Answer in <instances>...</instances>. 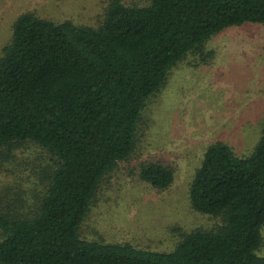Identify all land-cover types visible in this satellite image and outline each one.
<instances>
[{
	"label": "trees",
	"instance_id": "1",
	"mask_svg": "<svg viewBox=\"0 0 264 264\" xmlns=\"http://www.w3.org/2000/svg\"><path fill=\"white\" fill-rule=\"evenodd\" d=\"M247 24L264 26V0H111L99 28L21 15L0 57V150L30 143L51 158L35 213L0 217V264H264V129L246 157L211 145L194 174L191 206L220 218L216 230H194L169 253L81 237L170 72L192 53L207 65L205 44ZM140 178L166 190L175 173L148 163Z\"/></svg>",
	"mask_w": 264,
	"mask_h": 264
},
{
	"label": "rangeland",
	"instance_id": "2",
	"mask_svg": "<svg viewBox=\"0 0 264 264\" xmlns=\"http://www.w3.org/2000/svg\"><path fill=\"white\" fill-rule=\"evenodd\" d=\"M111 0H0V57L12 39L15 21L25 13L56 23L99 28ZM146 6L150 0H122ZM201 64L189 54L148 102L138 128L134 155L102 182L81 229L85 240L130 244L172 252L197 229L216 230L221 219L196 212L189 190L207 149L216 143L249 156L264 129V26L230 28L210 39ZM1 152V150H0ZM50 156L34 144L0 154V217L32 216L46 190ZM174 170L173 184L158 190L143 182V164ZM0 229V236H1ZM263 244L258 251L264 257Z\"/></svg>",
	"mask_w": 264,
	"mask_h": 264
}]
</instances>
